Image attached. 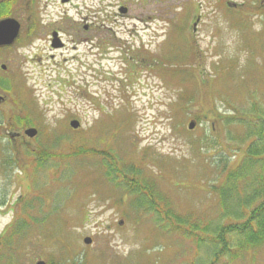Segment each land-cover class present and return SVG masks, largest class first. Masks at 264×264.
<instances>
[{
	"label": "rangeland",
	"instance_id": "1",
	"mask_svg": "<svg viewBox=\"0 0 264 264\" xmlns=\"http://www.w3.org/2000/svg\"><path fill=\"white\" fill-rule=\"evenodd\" d=\"M15 1L11 18L21 24L20 42L0 49V65L6 66L0 82L11 84L5 92L0 86L5 97L0 122L10 119L0 124V155L8 154L0 161L14 159L0 168V235L16 218L22 220L23 206L33 209L38 229L0 243V264H58L60 251L67 250L73 256L82 250L86 264H207L205 248L161 229L155 214L134 211L125 220L122 209L113 206L116 191L94 180L104 179L98 170L107 165L101 154L109 155L116 180L123 163L139 168L161 156L166 173L158 171L157 183L170 202L181 212L214 217L208 189L222 181L214 166L221 159V166L226 160L228 166L238 163L240 157L235 149L226 156L220 151L218 142L226 140L217 112L256 107L264 112V34L253 31L260 20L251 18L253 30L246 24L238 29L235 14L223 9L224 3L245 7L249 0H33L34 7L31 0ZM25 5H31L28 12ZM81 20L93 29L77 32ZM261 26L264 30V22ZM53 31L60 32L64 45L56 51L50 47ZM172 39L176 45L165 50ZM187 94L191 102L184 99ZM22 113L40 131L33 140L9 138L11 127L22 132L14 121ZM70 120L79 121V130L69 128ZM190 120L196 122L193 131L187 130ZM82 143L89 152L71 156ZM133 146L136 156H131ZM30 154L37 157L31 163ZM80 157L88 162L76 160ZM157 194L147 198L157 203ZM58 226L61 231H55ZM60 237L62 245L56 242ZM84 237L92 238L91 245H83ZM223 262L264 264V246Z\"/></svg>",
	"mask_w": 264,
	"mask_h": 264
},
{
	"label": "trees",
	"instance_id": "2",
	"mask_svg": "<svg viewBox=\"0 0 264 264\" xmlns=\"http://www.w3.org/2000/svg\"><path fill=\"white\" fill-rule=\"evenodd\" d=\"M10 5V3L0 5V19L10 14L12 9ZM238 25L241 27L244 22L239 20ZM174 45H176L175 41H171L166 50L170 51ZM188 51L187 53L190 54V50ZM200 53L204 52L201 50ZM173 56L176 54L173 53ZM0 86L5 88L4 91L11 90L8 88L10 84H6V82H0ZM183 97L187 102H191L190 95L187 94ZM249 99L251 102L255 101L252 94L249 95ZM173 105L175 106V104ZM228 107L230 106L228 105ZM184 109H188V107H182L181 111L183 112ZM217 113L226 140L225 143L222 139L221 143L217 141L220 151L226 156L225 152L231 153L235 149L240 157L238 163L233 162L228 166L229 160H226L227 162L221 166L223 160L221 159L219 164L214 166L217 172V181L222 180L219 185L215 183L208 189L214 198V206L211 208L215 210L214 217L206 214L199 215L189 209L181 212L178 205L176 208V204L170 202L168 194L163 192L157 183L158 171L160 175L166 173L165 163L160 162L161 156L155 158V162H152L154 165L142 164L139 168H134V165L129 164L130 161L123 163V175L120 180H116L114 177L116 170L109 155L101 154L102 162L107 165L101 163L98 170L104 179L102 182L94 180V185H106L111 193L116 191L117 196L111 198L114 200L113 206L122 209V216L125 220L130 216L129 212L145 213L144 210H146L155 214L157 216L156 223L161 229H165V231L173 229L174 235L189 238L197 249L205 248L208 254L207 264H224V259L234 262L239 260L245 252L264 246L263 109L256 107L245 112L233 110L230 114ZM22 114L24 116H20L17 120L21 125L27 124L25 113ZM195 121L199 124L200 118L195 117ZM7 123H10V119H7ZM225 128H228L227 132H225ZM209 138L211 136L207 139ZM87 148L82 143L79 148L72 150L74 154L71 156L84 155L89 152ZM132 150H134V146ZM43 152L45 151L38 154L39 157ZM49 154L53 158L61 159L58 154L51 151ZM138 154L137 150L131 151V156ZM77 160L86 159L80 157ZM211 172L213 173L212 169ZM81 175L84 177V174ZM156 191L159 201L154 203L147 198V195L154 194ZM123 194L130 197L129 201L123 203L121 198ZM23 207L26 216L24 215L21 221L16 222L11 230L0 239L1 244L10 243L8 239L14 238V236L21 237L23 233H31L29 231L31 229H38L33 228L37 220L31 215L33 209L27 208V206ZM61 229V226H58L55 231H61ZM11 241L13 242L15 239ZM63 241V238L56 240L61 245ZM86 260L84 252L78 251L73 256L67 250L60 251L58 264H86Z\"/></svg>",
	"mask_w": 264,
	"mask_h": 264
},
{
	"label": "water",
	"instance_id": "3",
	"mask_svg": "<svg viewBox=\"0 0 264 264\" xmlns=\"http://www.w3.org/2000/svg\"><path fill=\"white\" fill-rule=\"evenodd\" d=\"M121 14L125 12L124 9H121L119 11ZM18 31H19V25L16 21H14L13 19H6L0 22V47H4V46H10L12 45V43L14 42V40L16 39L17 35H18ZM56 36L53 35V41H52V46L55 47L56 45ZM0 68L2 70H5V66H0ZM69 126L76 130L79 128V123L77 121H71ZM194 123L190 122L188 125V129L189 130H193L194 128ZM24 135L29 137V138H34L36 136V131L33 129H29L26 130L24 132ZM122 223L120 222L119 225H121ZM83 243L85 245H89L91 243V239L90 238H84L83 239ZM35 264H45L43 261H38Z\"/></svg>",
	"mask_w": 264,
	"mask_h": 264
},
{
	"label": "flooded vegetation",
	"instance_id": "4",
	"mask_svg": "<svg viewBox=\"0 0 264 264\" xmlns=\"http://www.w3.org/2000/svg\"><path fill=\"white\" fill-rule=\"evenodd\" d=\"M79 25H81V26H79V27H81L83 30H85V32H89V31L92 29L91 27L84 25V24H83V21H81V22L79 23ZM98 47H102V44L99 45ZM99 51H100V52L102 51L101 48H100ZM100 52H99V53H100Z\"/></svg>",
	"mask_w": 264,
	"mask_h": 264
}]
</instances>
